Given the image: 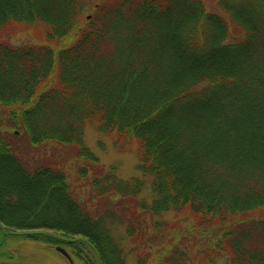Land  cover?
Listing matches in <instances>:
<instances>
[{"label": "trees", "instance_id": "1", "mask_svg": "<svg viewBox=\"0 0 264 264\" xmlns=\"http://www.w3.org/2000/svg\"><path fill=\"white\" fill-rule=\"evenodd\" d=\"M8 238L71 264H264V0H0V258Z\"/></svg>", "mask_w": 264, "mask_h": 264}, {"label": "rangeland", "instance_id": "2", "mask_svg": "<svg viewBox=\"0 0 264 264\" xmlns=\"http://www.w3.org/2000/svg\"><path fill=\"white\" fill-rule=\"evenodd\" d=\"M9 39L10 42L17 45L29 43L31 41L34 42L25 31L17 32L11 35ZM84 142L86 146L98 156L101 164L105 167L114 166L118 176L122 179H129L137 174L135 169L137 162L136 156L133 153H120L117 151L111 144L112 139L109 136L99 135L93 125H86ZM57 152L58 150L55 152V161H58ZM49 154L52 155L53 151L51 150ZM48 233L51 232L49 231ZM9 241L13 243V245L10 246L11 248H9V253L13 254V259L10 261L6 258L0 259V264L7 261L12 264H71V262L54 246H48L40 241L35 242L32 240L12 238ZM59 247L63 248L66 252L69 251L65 246ZM127 248L130 250L132 248V245L128 242ZM4 251L8 252V250ZM146 251L151 252L152 250L143 245L139 246L137 251L127 256V264H135L136 254H143ZM74 264H77V262L74 261Z\"/></svg>", "mask_w": 264, "mask_h": 264}, {"label": "flooded vegetation", "instance_id": "3", "mask_svg": "<svg viewBox=\"0 0 264 264\" xmlns=\"http://www.w3.org/2000/svg\"><path fill=\"white\" fill-rule=\"evenodd\" d=\"M2 235H6V234L3 233ZM10 235L12 236V234H10ZM14 239H17V238H14ZM9 240H10L9 238L7 240H5L4 247L2 249L3 250H8L6 257H4V258H6L7 260L10 261V260L13 259V254L9 253V250H10L9 248H11L10 246L13 245V243L11 241H9ZM0 259H3V258H0ZM2 264H12V263L7 261V262H3Z\"/></svg>", "mask_w": 264, "mask_h": 264}, {"label": "water", "instance_id": "4", "mask_svg": "<svg viewBox=\"0 0 264 264\" xmlns=\"http://www.w3.org/2000/svg\"><path fill=\"white\" fill-rule=\"evenodd\" d=\"M57 250L62 253L69 261H71L68 253L64 249L57 247Z\"/></svg>", "mask_w": 264, "mask_h": 264}]
</instances>
